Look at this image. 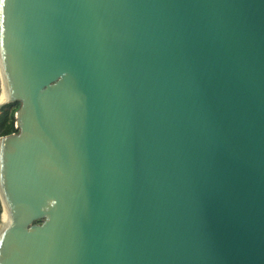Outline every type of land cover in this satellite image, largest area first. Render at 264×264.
Masks as SVG:
<instances>
[{
    "label": "water",
    "instance_id": "1",
    "mask_svg": "<svg viewBox=\"0 0 264 264\" xmlns=\"http://www.w3.org/2000/svg\"><path fill=\"white\" fill-rule=\"evenodd\" d=\"M0 74V264H264V0H3Z\"/></svg>",
    "mask_w": 264,
    "mask_h": 264
},
{
    "label": "trees",
    "instance_id": "2",
    "mask_svg": "<svg viewBox=\"0 0 264 264\" xmlns=\"http://www.w3.org/2000/svg\"><path fill=\"white\" fill-rule=\"evenodd\" d=\"M18 109L14 106L11 110L6 109L0 114V135L8 134L16 130L15 126V111ZM9 115V117H7Z\"/></svg>",
    "mask_w": 264,
    "mask_h": 264
},
{
    "label": "bare ground",
    "instance_id": "3",
    "mask_svg": "<svg viewBox=\"0 0 264 264\" xmlns=\"http://www.w3.org/2000/svg\"><path fill=\"white\" fill-rule=\"evenodd\" d=\"M0 77H1V74H0ZM9 100H6L4 98V90H3V84H2V87H1V94H0V106L4 103V102H7ZM0 146L1 148H3V150L5 149V144L3 142V138L0 139ZM1 164H2V160H1V156H0V168H1ZM0 190L2 191V188H1V185H0ZM11 218V212L9 211L8 209V206H7V203L5 202L4 204V211H3V214L1 216V219H0V242H1V236H2V230H3V225L9 221V219Z\"/></svg>",
    "mask_w": 264,
    "mask_h": 264
},
{
    "label": "rangeland",
    "instance_id": "4",
    "mask_svg": "<svg viewBox=\"0 0 264 264\" xmlns=\"http://www.w3.org/2000/svg\"><path fill=\"white\" fill-rule=\"evenodd\" d=\"M1 87H2V79L0 77V94H1ZM19 105H20V101H17V100L4 102L2 104V106L0 107V114H2L6 109L11 110L14 106H17L19 108ZM16 111H15V113H16ZM7 117H9V115H7ZM15 126H16V123H15ZM3 211H4V206L2 204V199L0 196V219H1V216L3 214Z\"/></svg>",
    "mask_w": 264,
    "mask_h": 264
},
{
    "label": "snow or ice",
    "instance_id": "5",
    "mask_svg": "<svg viewBox=\"0 0 264 264\" xmlns=\"http://www.w3.org/2000/svg\"><path fill=\"white\" fill-rule=\"evenodd\" d=\"M3 3V0H0V4H2Z\"/></svg>",
    "mask_w": 264,
    "mask_h": 264
}]
</instances>
